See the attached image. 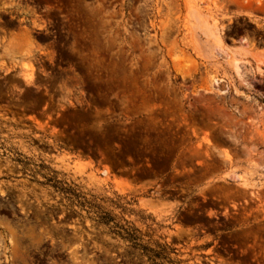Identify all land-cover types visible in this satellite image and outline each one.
I'll return each instance as SVG.
<instances>
[{
  "label": "rangeland",
  "instance_id": "rangeland-1",
  "mask_svg": "<svg viewBox=\"0 0 264 264\" xmlns=\"http://www.w3.org/2000/svg\"><path fill=\"white\" fill-rule=\"evenodd\" d=\"M261 58L264 0H0V264H264Z\"/></svg>",
  "mask_w": 264,
  "mask_h": 264
},
{
  "label": "bare ground",
  "instance_id": "bare-ground-1",
  "mask_svg": "<svg viewBox=\"0 0 264 264\" xmlns=\"http://www.w3.org/2000/svg\"><path fill=\"white\" fill-rule=\"evenodd\" d=\"M234 58V57H233ZM262 60L264 59V58H261ZM232 60V59H231ZM230 60V61H231ZM257 60H258V58H257ZM261 60V61H262ZM240 64H241V61H240V59H238V58H236V59H234V60H232L231 62H230V64L229 65H231V67H232V69L235 71V72H238V70H239V67H240ZM260 64V63H259ZM218 82V80L217 79H215V78H212V83H217ZM0 236H1V233H0ZM3 238L1 237V247H2V250L5 248V246H4V244H3ZM2 252H4V251H2ZM1 253V252H0ZM2 254V253H1ZM2 257V256H1ZM0 257V258H1Z\"/></svg>",
  "mask_w": 264,
  "mask_h": 264
},
{
  "label": "flooded vegetation",
  "instance_id": "flooded-vegetation-1",
  "mask_svg": "<svg viewBox=\"0 0 264 264\" xmlns=\"http://www.w3.org/2000/svg\"><path fill=\"white\" fill-rule=\"evenodd\" d=\"M11 208H12V209H14V208H15V206H14V205H12V206H11ZM11 208H10V209H11ZM10 215H11V217H14V213H11ZM1 262H2V259H1Z\"/></svg>",
  "mask_w": 264,
  "mask_h": 264
}]
</instances>
